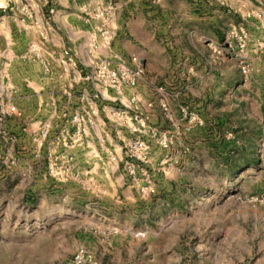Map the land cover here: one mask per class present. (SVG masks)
I'll list each match as a JSON object with an SVG mask.
<instances>
[{"label": "rangeland", "instance_id": "obj_1", "mask_svg": "<svg viewBox=\"0 0 264 264\" xmlns=\"http://www.w3.org/2000/svg\"><path fill=\"white\" fill-rule=\"evenodd\" d=\"M1 1L0 28L7 22L24 52L40 53V93L11 94L22 116L0 120V264H68L80 249L99 264H264V0ZM124 1L130 22L150 4L157 14L192 6L190 19L150 27L169 75H141L117 95L94 71L93 83L81 79L89 55H114L111 32L106 45L95 29L82 61L68 26H107ZM239 28L243 49L230 37ZM176 47L184 52L173 56ZM1 59L4 90L8 78L37 73ZM91 84L98 99L82 103ZM132 94L153 107L128 110ZM130 120L144 121L141 133Z\"/></svg>", "mask_w": 264, "mask_h": 264}, {"label": "crops", "instance_id": "obj_2", "mask_svg": "<svg viewBox=\"0 0 264 264\" xmlns=\"http://www.w3.org/2000/svg\"><path fill=\"white\" fill-rule=\"evenodd\" d=\"M128 1L121 2L120 6L118 7V10H114L112 12H109V24L106 26L109 32L112 34V41H113V48L115 50V53H113L115 56H118L124 64H127L128 66H134V63L131 62L128 63V60H131L132 58H141L143 60L142 65V76L143 78L148 80L157 79V76H166L169 75V65L170 62L168 61L167 56L164 54L163 57L159 53H162L164 49L161 51V49L156 50L153 46H151L152 40H150V27L156 23V20L159 21L163 20L165 23H169L170 21H181L184 18L190 19L191 17L188 16V10H190L191 3L186 2H180L178 5L175 4V9L171 12L168 9L166 11H162L160 14H157V11L154 9L155 6L151 5L147 9H143L142 13L140 14H132L131 15V21H128L126 18V8L124 7L127 5ZM116 7V5H115ZM142 8H146L142 6ZM184 8V12L182 9ZM176 10V11H175ZM179 10V12L177 11ZM117 11V12H115ZM92 13V12H87ZM176 13V14H175ZM180 13V14H178ZM202 13V12H199ZM203 15L210 14V11L208 10L206 13H202ZM92 15V14H91ZM117 15V16H116ZM194 18V17H192ZM84 20H79V23L81 27L80 34H78L75 30L76 28L73 25V22L77 21H71L69 23V33L70 36L79 43V46L83 47L82 51V61L86 60V55L92 52L91 49L95 48V43L92 41L95 29L97 30V25H95V22L90 19L83 18ZM203 20H206V18H203ZM208 20L214 21L213 18H208ZM4 23L3 27L0 28V59L1 57H4L5 59H1V62L3 65H5L7 68H9V71L18 70L19 67L28 66V61L31 63L30 67L34 69L37 73H28L22 75L17 80L12 78H8L10 81L11 86L14 89V94H26L28 93V96H32L31 98L37 97V95L40 93V53H33L30 50H27L25 53L20 47L23 42L22 37H18L12 34V31L9 26ZM130 23V24H129ZM190 28V27H188ZM187 28V29H188ZM84 29V30H82ZM149 29V30H148ZM187 29H184L186 32ZM125 31L132 35V39H128L125 37H122L125 33ZM124 32V33H122ZM192 31L189 32L191 34ZM79 36V38H78ZM53 40L56 43H60L59 36H53ZM152 37V36H151ZM20 39V40H19ZM21 41V42H19ZM40 41V40H39ZM31 42H35V40H31ZM37 42V41H36ZM93 42V43H92ZM194 45V44H193ZM110 48V46H109ZM176 51H172L171 55H175V52H184L182 49L180 50L178 47H176ZM106 52L112 53L111 48L107 49ZM89 52V53H88ZM187 54V61L188 58L191 57V61L194 64L195 61H193V56H189ZM29 59L27 62L25 60H19L18 58L21 57V59L24 57ZM139 55V56H137ZM141 56V57H140ZM14 59V60H13ZM72 59V58H71ZM70 59V60H71ZM171 59V58H169ZM177 60V59H176ZM190 63V62H189ZM191 64V63H190ZM195 65H198V62L196 61ZM174 66V64H173ZM29 67V68H30ZM28 68V70H29ZM9 77V76H8ZM144 81V80H143ZM2 83V82H1ZM1 85V84H0ZM37 87V88H36ZM4 89V88H3ZM39 89V90H37ZM7 91V89H6ZM38 91V92H37ZM144 93V92H143ZM20 105V104H19ZM33 112L40 111V106L34 104L33 107H31ZM150 122V121H149Z\"/></svg>", "mask_w": 264, "mask_h": 264}, {"label": "built area", "instance_id": "obj_3", "mask_svg": "<svg viewBox=\"0 0 264 264\" xmlns=\"http://www.w3.org/2000/svg\"><path fill=\"white\" fill-rule=\"evenodd\" d=\"M103 16V14L101 15ZM98 34L102 37V41L104 44L109 45V30L106 27L105 22L102 23L98 29ZM230 37L236 41V44L240 49H243L246 46L247 42V34L245 31H243L241 28L238 30H232L230 33ZM64 55L69 56V50L64 51ZM87 64V71L85 73L83 68H81L80 73L82 72V80L86 82L93 83V80L96 77L100 78L101 80H104L109 85V88L113 90L117 95H121L124 88H130L133 89L137 86V83L139 82L141 75H142V66H141V60L137 57L132 58L131 61L134 63L133 67H130L122 62V60L115 55H102V56H90L88 59ZM74 64V67H76V64ZM89 70H92L89 72ZM94 71V74L92 73ZM242 71L246 73V69L243 68ZM89 72V73H88ZM81 76V75H80ZM91 94L80 95V100L82 103H87L89 98L91 100L98 99L97 93L93 91V86L91 84ZM154 91L163 95L166 91L163 86L154 88ZM14 93V89L12 87H8L7 91L4 90L0 86V97L2 102V110L0 111V120L1 117L5 114H11L15 117L19 118L22 116V111L18 109L16 106L12 104V97L11 94ZM125 107L128 110L134 111L136 113L142 112L144 109H151L153 107L152 102L145 103L142 102L140 97L138 95L132 94L127 99V104ZM162 108H165L163 104H161ZM137 115V114H136ZM144 121L139 125V127H135L132 120L129 121L128 127L132 129L133 132H137L138 134L141 133V129L144 128ZM159 146L162 149H167L168 144L166 141H159ZM145 148L144 141H140L136 144V150L142 151ZM137 159L143 160L142 158L136 156ZM130 173H133L131 171ZM138 237H141V234L138 235ZM68 264H99L96 257L89 251L80 249L74 252L71 259L69 260Z\"/></svg>", "mask_w": 264, "mask_h": 264}, {"label": "bare ground", "instance_id": "obj_4", "mask_svg": "<svg viewBox=\"0 0 264 264\" xmlns=\"http://www.w3.org/2000/svg\"><path fill=\"white\" fill-rule=\"evenodd\" d=\"M0 6H2V1L0 0Z\"/></svg>", "mask_w": 264, "mask_h": 264}]
</instances>
